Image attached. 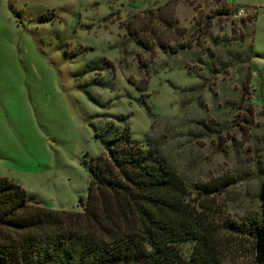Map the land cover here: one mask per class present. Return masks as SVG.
<instances>
[{"label": "rangeland", "instance_id": "obj_1", "mask_svg": "<svg viewBox=\"0 0 264 264\" xmlns=\"http://www.w3.org/2000/svg\"><path fill=\"white\" fill-rule=\"evenodd\" d=\"M125 126L194 203L257 214L264 0H0V177L32 204L81 211L101 139ZM225 256L249 264L246 248Z\"/></svg>", "mask_w": 264, "mask_h": 264}, {"label": "trees", "instance_id": "obj_2", "mask_svg": "<svg viewBox=\"0 0 264 264\" xmlns=\"http://www.w3.org/2000/svg\"><path fill=\"white\" fill-rule=\"evenodd\" d=\"M101 140L81 211L32 204L0 177V264H226L232 245L246 248L249 264H264V181L258 213L230 219L194 203L180 175L128 127ZM227 183L207 181L197 193L208 201Z\"/></svg>", "mask_w": 264, "mask_h": 264}]
</instances>
